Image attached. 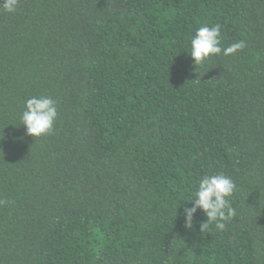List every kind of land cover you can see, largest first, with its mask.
Returning a JSON list of instances; mask_svg holds the SVG:
<instances>
[{"label": "trees", "instance_id": "obj_1", "mask_svg": "<svg viewBox=\"0 0 264 264\" xmlns=\"http://www.w3.org/2000/svg\"><path fill=\"white\" fill-rule=\"evenodd\" d=\"M0 0V264H264V0ZM220 25L195 65L190 40ZM56 102L33 137V96ZM224 174L236 215L183 209Z\"/></svg>", "mask_w": 264, "mask_h": 264}, {"label": "clouds", "instance_id": "obj_2", "mask_svg": "<svg viewBox=\"0 0 264 264\" xmlns=\"http://www.w3.org/2000/svg\"><path fill=\"white\" fill-rule=\"evenodd\" d=\"M17 3L18 0H3L2 8L4 11L13 12ZM220 36V25L197 28L190 40V55L195 65H201L212 55H232L245 47L244 41H238L222 50ZM57 115L56 102L51 97L33 96L26 100L21 120L26 126L27 134L38 137L53 130ZM235 190L236 185L232 179L222 173L202 176L192 197V206H185L183 209L185 227H192L195 214L201 210L207 220L202 222L200 231L207 229L210 224H214L221 231L224 230V221L236 215L230 200Z\"/></svg>", "mask_w": 264, "mask_h": 264}]
</instances>
